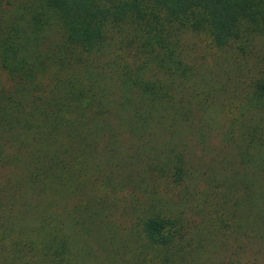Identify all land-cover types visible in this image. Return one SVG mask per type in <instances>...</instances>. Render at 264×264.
I'll use <instances>...</instances> for the list:
<instances>
[{
    "label": "trees",
    "instance_id": "trees-1",
    "mask_svg": "<svg viewBox=\"0 0 264 264\" xmlns=\"http://www.w3.org/2000/svg\"><path fill=\"white\" fill-rule=\"evenodd\" d=\"M257 39L264 0H0V264H264Z\"/></svg>",
    "mask_w": 264,
    "mask_h": 264
},
{
    "label": "rangeland",
    "instance_id": "rangeland-1",
    "mask_svg": "<svg viewBox=\"0 0 264 264\" xmlns=\"http://www.w3.org/2000/svg\"><path fill=\"white\" fill-rule=\"evenodd\" d=\"M201 45H203V43H201ZM255 51L257 53V56H259L260 58H262L264 56V40L262 39H257L255 42ZM210 63L212 64L213 62L217 63L224 69L225 64H223L221 61L216 60L215 58L212 57V59L210 58ZM216 147V145H214Z\"/></svg>",
    "mask_w": 264,
    "mask_h": 264
}]
</instances>
